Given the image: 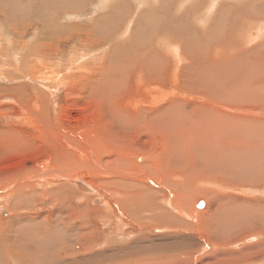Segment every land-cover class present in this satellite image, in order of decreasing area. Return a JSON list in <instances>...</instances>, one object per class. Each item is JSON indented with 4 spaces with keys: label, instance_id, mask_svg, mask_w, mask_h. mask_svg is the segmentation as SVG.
Masks as SVG:
<instances>
[{
    "label": "rangeland",
    "instance_id": "obj_1",
    "mask_svg": "<svg viewBox=\"0 0 264 264\" xmlns=\"http://www.w3.org/2000/svg\"><path fill=\"white\" fill-rule=\"evenodd\" d=\"M55 27L62 29L56 30ZM192 36H196V39H192ZM190 41L194 43V48H191L193 43L191 44ZM198 42L204 46L202 49H204L203 52L206 56L200 49L201 45L196 47ZM208 42L209 44H207ZM259 47L264 50V0H0V144L4 149L10 147L8 144H12L15 139L14 144L16 146L13 144L11 148L19 146L21 148H16L17 152L12 149L9 154L1 156L0 183L6 179L9 180L5 182L14 183L22 178L24 180L19 182L17 187L20 184H26V182L37 183L36 177L29 176L30 168L36 163L43 164L48 161L54 165L55 159L60 160V164L56 163L55 165H60L63 170L68 169V171L65 172L60 168L58 171L61 176H64L51 180L48 184L53 185V187H49L43 193H49V190L52 191L54 188L57 190L56 187L63 186L64 192L66 191L65 194L70 195V204L74 206L72 208L78 210L77 214L81 212V215L84 214L83 216L88 219L84 226H88V223L91 224L90 227H86V233L87 237L92 239L90 246L95 251L94 255L96 254L93 255V259L101 261L94 263L92 261L91 264H132L136 260L140 264L148 261L172 262L176 250L167 248L160 251V246L158 248L156 246L161 237L169 238V236L163 230L158 231L147 224L140 227L138 223L139 221L145 222V217L155 213L145 215L146 212L143 211L142 215L145 216H136V208L142 207L141 202L148 194L147 189L157 185L161 188L164 187L161 184V176H158L161 180L154 178L148 180V178L151 179V176L145 175L147 174L145 171L139 170L145 156H148L152 151H161L163 141L160 140V130L157 129V132L153 133L149 132L152 127L138 129L135 125L139 126L146 123L151 119L148 116L153 113L156 114L155 111L163 109L170 102L171 104H178L180 108L192 109L193 113L200 110L199 107L210 110L212 106L208 100H213V98L219 100L221 97L216 94L212 96L213 92H208V95L207 91L206 95L203 93L205 90L196 91L189 87L186 80L194 75L192 74V67L198 68V71L202 68L203 71H208L209 77L212 78V84L218 82L214 85L217 91L220 89L217 80L219 73H221L220 70H227L228 67L234 69L235 66H238L232 61L229 62L228 57L231 58L236 54L239 61L241 57L244 59L245 65L243 63L241 65L255 67L254 60L264 59L262 58L264 52L259 50ZM233 48L237 52H234L235 49L233 50ZM245 48L251 49L252 52L239 54V51L242 53ZM166 51H168L167 54ZM251 54H254V59ZM205 76L207 77V74ZM201 82L208 84L211 81L201 79ZM162 91L167 96L163 97L161 103L154 106V102L157 101L156 98L160 97L159 92ZM197 96L199 97L197 100L193 99ZM209 96L210 98H208ZM158 106L159 108H157ZM225 106L236 108V114L241 117L251 118L254 116L253 118L260 119L264 117L262 114L264 113V102L243 105L225 104ZM227 108L221 107L220 109L229 112ZM258 113L261 114L256 115ZM115 114L118 119L120 118L119 120L124 121L126 118L128 122L118 123L112 118V115L115 117ZM154 114L153 117H155ZM160 129L163 130V126ZM4 131L6 132L4 133ZM7 138L11 140H5ZM67 150L69 151L66 152ZM252 151V148L245 150L246 156L244 155V157L249 159L250 164H257L259 167L257 159L253 155H249ZM84 153L85 155H83ZM184 156L181 159L183 162H188H186V166L193 168L192 170L198 169L192 167L194 166L192 160L201 161L198 154L191 158ZM127 161L129 163H125ZM44 165H39V167ZM105 170L107 173H104ZM237 171L240 172V168ZM253 172L254 177L259 175L258 182L261 178L264 179V167L253 169ZM72 173H74L72 176L66 178ZM108 173L109 176H106ZM149 173L156 174V171ZM27 175L30 177L29 179H27ZM113 176L117 177L114 178ZM240 179L243 185L240 189L237 188L238 190L235 192L238 200L245 197L242 188L257 190L255 194L249 193L251 201L264 199V182L251 185L243 181L244 177ZM233 180L237 182L235 184L240 183L238 178ZM112 181L117 184L114 183L107 187L110 183L112 184ZM200 184H195L196 187L194 188H204L207 184L206 179L202 180ZM14 186L16 187V184ZM117 187L120 188L117 189ZM209 187L212 188L210 185ZM209 187L206 186L207 189ZM138 189L143 195L142 199L132 201L130 196L135 194ZM126 190L129 192L126 193ZM216 190L221 199L223 195L225 197L226 195L235 196L232 195L234 194L232 190H229L230 194L228 191L226 193L223 188ZM39 191L42 192L41 187ZM143 191L147 192L146 196H144L145 192L143 193ZM166 191L170 197L168 199L173 203L171 197L177 196L175 194L173 196V190ZM223 191L226 194L222 193ZM24 192L28 194V191ZM8 193H10L9 189L0 191L1 223L8 222L11 217L9 208L12 206L10 203L14 204L15 197L8 196L7 198ZM190 193L189 191L190 196L187 201L189 204H193L194 208L191 207V210L199 211V214L195 212L196 214H206L213 209L216 195L211 193L206 197L198 193H193V195ZM161 195L164 196L162 193ZM90 198L93 199L90 200ZM117 198L120 201H117ZM206 198L212 202L209 203ZM157 199V203L164 206L165 209L167 203L171 204L166 202L168 199L164 202L160 198ZM37 202L43 203L41 200ZM227 202L222 200L224 210L226 206L231 204ZM84 204L87 206L85 207ZM229 207L228 212H222L225 218L227 213L232 211L227 216L229 225L228 228H222L220 235L224 237L228 231L236 233L228 241L225 250L233 251L237 255L242 254L240 259H237L236 264H264V250L260 254L261 243L256 236L258 230L249 228V222L255 221L257 214L264 213L258 212V206L253 203H251V210L246 214L238 211L232 204ZM127 208H130L132 212ZM87 209L90 211H85ZM165 209H162L161 212L163 213ZM168 211L173 213L171 209ZM128 214L133 216L135 220L134 229H140L141 233L133 230L126 236L118 237L116 234H119L122 229L117 225L121 224V220L129 221ZM19 215L28 217L13 219L14 226H8L7 230L10 231V235H13L10 242L12 243L13 240L15 242L14 245L17 247L15 253H23V257L26 255L29 258L12 259L6 250H0V264H53L43 256L45 250H40L41 248L50 247L51 249L55 245L58 247L64 241L63 247L66 245L74 247L71 243L73 236L64 234L60 229L57 232L58 228H61L62 219L56 212L53 214L49 206L45 209H37L31 213ZM56 215L58 216L55 217ZM236 217H241L239 218L240 221ZM196 218L194 221L198 222ZM232 218L239 221L236 222V226H233ZM56 220L58 221L56 222ZM77 220L75 224L78 223ZM59 222L60 224H58ZM30 223L31 225H29ZM40 224L42 227L39 226ZM75 224L71 223V226L73 227ZM229 226L231 227L229 228ZM237 226H242L245 229L239 232L241 228L238 229ZM90 229H93L94 232H91ZM50 231L53 233V237L55 234L58 235H55V239L59 237L60 240L59 238L54 240L51 233L47 236ZM259 232L264 234V227L260 228ZM29 236L33 238L30 240L31 237ZM41 236L43 243L39 239ZM249 238L252 240L248 242ZM2 239L3 236L0 237V241ZM34 239H37L38 250L32 246V243H35ZM48 239L49 241H47ZM52 239L54 244L51 242ZM47 242L52 243V246ZM38 244L39 246L42 245L39 247ZM76 247L74 252L76 256H79L82 254L83 248L78 249ZM203 249L201 248L203 252L193 255L196 261H200L202 256H206L209 249ZM30 250L36 251L30 252ZM52 250L46 251L49 252L48 254L56 253ZM29 252L32 254L37 252L34 254L38 258L34 257L33 254L35 259L33 260ZM97 253H102V258L100 256L98 258ZM110 254L111 256H109ZM246 255L253 259L241 261L244 260L243 257L246 258ZM187 256L181 255L180 258ZM219 256L216 259H220ZM221 256L224 257L225 255L222 254ZM43 259L47 260L46 263ZM55 262L57 263V261ZM195 264L199 263L195 262Z\"/></svg>",
    "mask_w": 264,
    "mask_h": 264
},
{
    "label": "bare ground",
    "instance_id": "obj_2",
    "mask_svg": "<svg viewBox=\"0 0 264 264\" xmlns=\"http://www.w3.org/2000/svg\"><path fill=\"white\" fill-rule=\"evenodd\" d=\"M110 1H113V0H110ZM54 25H56V24H54ZM58 28L60 30L62 29L61 27H55L56 30ZM212 35H214V34H212ZM216 35H218V34H216ZM193 38L196 39V36L195 37L192 36V39ZM192 43L193 42H191V44ZM198 43H197L196 47H198V45L199 46L201 45V43H199V44ZM207 44H209V42ZM192 45H193V47L191 46V48H194V43ZM202 46L203 45H201L200 49H201L203 55L206 56L205 53L203 52L204 49H202ZM165 48H166V46H165ZM174 49H176V48H174ZM228 49H229V47H228ZM234 49L235 48H233V50ZM259 50H262L264 52V50L261 48ZM259 50H258V52H259ZM167 52L168 51H166V54H167ZM191 52H193V51H191ZM234 52H237L236 49ZM248 52H252V50L249 48H245L244 51H242V53H240V51H239V54L248 53ZM174 54H176V53H174ZM245 55H247V54H245ZM170 56H172V55H170ZM176 56H177V54H176ZM187 56H189V55H187ZM209 56H211V55H209ZM236 56L237 55L235 54L231 58L228 57L227 60H229V62L232 61V62L238 64V66H235L234 69H229V67H228L227 70H223V69L220 70L221 73H219V79H217L219 81L218 86H220V89H218L217 91H216L217 88L215 89L214 85L217 84L218 82L216 81L214 83V85L212 84V78L209 77L208 71H207L208 73L203 71L202 70L203 68L201 69L202 71L201 70L198 71L197 70L198 68L194 69L192 67V69H193L192 74H194V75L190 79L186 80L189 87L191 89L193 88V90H196V91L205 90V92H203L204 94H206V91H207V94H208V92H213L212 96H213V94H216L217 96L221 97L219 100H217L216 98H213V100H208V101H210L209 104L212 106V108L210 110H206L205 108L199 107L200 110L195 111L193 113L192 109H187V107L186 108H180L178 104L177 105L174 103L171 104V102L169 101L170 103L167 104L166 106H164L163 109L160 107L161 109L155 111L156 114L153 113L155 117H153V114H152V115L148 116L151 119H149L147 117L149 119V121H146V123L139 125V126L135 125L136 128H138V129H140L142 127H148V129H149L150 127H152V129H149V132H153V133L154 132L156 133L157 129L160 130V135H161L160 140L163 141V143L160 142L163 144L161 151H159V152L154 151L155 153L152 151L153 153L151 152L150 153L151 155L149 154L148 156H145L144 160L142 161V165L139 168L140 171H143V172L145 171L147 173L145 175L151 176V179L148 178V180H152V178L161 180L158 177V176H161V178H162L161 184H163L164 187H162L163 188L162 189L161 187H159L157 185L156 187L153 186L154 188L147 189V192H148L147 196H146L147 192L143 191V193L145 192L144 196H146V198L145 197L144 198L145 199L148 198L149 200H147V201L145 199L142 200V202H141L142 207L136 208L137 209L136 216H145L146 214H152V212H153V214L155 213L157 215L154 214L152 216H147L144 218L146 220L145 222L139 221L138 223L140 224V227L143 224L144 225L147 224V225L152 226L154 229H156L158 231L163 230V232H165L169 236V238L168 237H161L159 239L160 242L158 244H156V246H157V248L160 246L159 247L160 251L166 250L167 248H173V250H176L175 256H177L178 258H180L181 255H186V256L188 255L187 257L180 258V259H178L177 257L174 256V258L172 257L173 258L172 262L148 261V262H144V264H195V262H198L199 264H236L238 262L237 259H240L239 257L242 256V254L237 255L233 251L225 250V247L227 246L228 241L231 240V237L236 232L228 231L226 234H224V237H223V235H220L223 227L228 228L229 218L227 216L232 211L227 213L228 215L225 217V218H228L227 220H225V218L223 217V213L228 212V209H230L229 206L232 204L233 206H235L238 209V211H241L242 213L246 214L248 211L251 210V203L258 206V210H257L258 212L264 213V199H254L251 201V195H249V193L255 194V192H257V190H252V189L247 190L245 188H242L243 192L245 194V197L241 200H238L236 195H235V192L238 190L237 188L240 189V187L243 185L241 183V179H240L242 177H244L243 181H246V183H250L251 185L264 182V179L262 180V178L258 182L259 175L257 177H254V172H253V169L264 167V117H263V119L253 118L254 116L251 118L241 117V116H238L236 114L237 113L236 108H227L225 106V104L243 105V104H261V102H264V59L263 60H254L255 67H251V66L248 67L247 65L246 66L241 65L244 62L243 57H241L240 61H239V59L236 58ZM251 56L253 57V59L255 58L254 54H251ZM190 57H193V56H190ZM256 58L260 59L258 57H256ZM262 58H264V57H262ZM180 59H181V57H180ZM180 59H178V60H180ZM192 59H194V58H192ZM201 59H204V58H201ZM136 61H138V60H136ZM243 64L245 65V63H243ZM250 64H253V62H250ZM183 67H182V69H183ZM257 67H259V68H257ZM247 69H249V70H247ZM162 71H164V70H162ZM154 74H156V73H154ZM206 74H207V77L206 76L204 77V75H206ZM213 75H211V76H213ZM198 78H200V79H198ZM201 79H209L211 82L208 84H203L201 82ZM158 90L160 91L161 89H158ZM183 90H185V89H183ZM180 92H181V90H180ZM195 94H194V96H196ZM158 95L160 97L156 98L157 101L154 102V104H153L154 106L161 103L162 100L167 96L165 94V92H163V91L159 92ZM198 98L199 97L197 96V98H193V99L197 100ZM208 98H210V96ZM175 101L177 102V100H175ZM149 102H151V101L149 100ZM156 102H158V103L155 104ZM180 104H181V102H180ZM202 105L204 106V104H202ZM146 107H144V108H146ZM221 107L227 108L229 112H225L224 110H221L220 109ZM157 108H159V106ZM259 114H261V113H258L256 115H259ZM262 114H264V113H262ZM112 118L120 124L128 122V120L126 118L124 121L119 120L120 118L118 119L116 114H115V117L112 115ZM254 119H258V120H254ZM161 126H163V130L160 129ZM5 132L6 131H4V133ZM4 133H3V135H4ZM4 137H5V135H4ZM4 137L2 136L3 139H4ZM12 139H13V137H12ZM5 140L9 141L11 139L7 138ZM14 142H15V139H14ZM14 142H12V144L11 143L8 144V146H10V147L4 148V149L2 148V146L0 144V158H1V156H5V155L9 154L12 149H15L14 150L15 152L18 151V150H16V148L18 149V148H20V146L16 147V148L14 146H12L14 148H11V145H13ZM17 144L19 145V143H17ZM14 145L16 146V144H14ZM5 146H7V145H5ZM21 147H22V145H21ZM251 148L253 149L254 152L252 151L251 153H249V155H253L254 158L257 159V161L259 163V167L257 166V164L256 165L250 164L249 159H247V157H244V155H245L244 151L247 149L251 150ZM68 151L69 150H67L66 152H68ZM76 154H77V151H76ZM79 154H80V152H79ZM195 154H198L201 161H199V160L197 161V159H195V160L191 159L194 163V166H192V167L198 168L196 170H192L193 168L191 169V167L189 168L188 166L185 165L187 161L183 162L182 159L185 157L184 155H186L188 158H191L192 156L194 157ZM83 155H85V153ZM54 159H55V157H54ZM250 159H251V156H250ZM58 160H59V158H58ZM53 162L60 164L59 163L60 160L57 161L55 159ZM255 162H256V160H255ZM125 163H129V161H127ZM43 164H45L43 167H39V165H43ZM43 164L36 163L29 170L31 172H30V175L29 174L28 175L36 177L37 183L36 182L35 183L34 182L29 183L28 182L27 183L25 181L26 184H20L17 187V184L19 182H22V180H24V178H22V177H21L22 179H19L18 182H14L13 179H12V181L14 183H12L11 181L5 182V181L9 180V179L5 178L6 180L3 181V183H0L1 184L0 185V191H2V190L6 191V189L10 190V193H8L6 195L7 198H8V196H14L15 197L14 204L10 203V204H12V206H10V208H9V210H10L9 214L11 216L10 220H8V222H6V221H4L3 223L0 222L1 226H3V227L0 226V237L3 236V239L0 241V250H6L9 253V257H12V259L29 258L26 255H25V257H23V253H15V249L17 247L14 245V243H15L14 240L12 241V243L10 242V240L13 238V235H10V231L7 229L9 227L14 226L15 223L13 222V219L16 220V219H22V218L28 217V216H20L19 214H21V213L28 214V213H31L32 211L37 210V209H45V208H47V206H49L51 211L53 212V214L56 212L62 219V222L60 225L61 228H58L57 232H59V229H60L64 234L69 235L70 237L73 236L74 238L71 239V243L73 244L74 247L69 246V245L65 246L68 248L63 247L62 244L65 245V243H64L65 241H64V242H61L60 243L61 245H59L58 247H55L56 246L55 245L53 248V246H52V243L54 244L53 241L59 237H56V239H55L54 237L56 234L53 237V233L50 231V232H48L47 236L49 235V233H51L54 240L52 239V241H51L52 243L47 242L48 244H51L50 245V246H52L51 249H50V247L49 248L45 247V248H41V249L39 248L40 250H45V252L43 253L44 254L43 256H45V258L48 259L49 261H51L53 264H91L92 261H93V263L96 262L97 260L93 259V255H94L95 251H93L92 247L90 246L92 239H90V237H87V233H86L87 232L86 227H88V226L90 227L91 224L88 223L89 224L88 226H84L86 224V221L88 220L86 217L83 216L84 212L82 213L83 215H81V212H80V214L78 212L79 215L76 213L78 210L76 211V209L72 208L74 206H71V204H70V200H69L70 195L68 196V194H65L66 191L64 192V190L62 188L63 186L56 187L57 190H55V188L52 191L49 190V193H45V194L43 193L46 189L48 190L49 187H53V185L48 184L51 180L56 179L57 177L62 178V176H64V175L61 176V173H59V171H58L60 168H61L60 170H63V168L60 165H58V166L55 165L54 163H53L54 165H52V162L50 163L48 161L44 162ZM92 164H94V163H92ZM96 164H98V163H96ZM131 166H132V164H131ZM133 166H135V165H133ZM238 168H240V172L237 171ZM70 169H73V168H70ZM64 170H65V172L68 171V169H64ZM121 171H123V170L121 169ZM155 171H156V174L152 173L153 174L152 175L151 173H149V172H155ZM124 172L126 173L127 171H124ZM104 173H107L106 170ZM109 173H111V172H109ZM109 173H108V175L106 174V176H109ZM114 173H113V175H114ZM73 174L74 173H72L71 175H67L66 178L72 176ZM28 175H27V177H28ZM110 175H112V174H110ZM126 176H128V175L126 174ZM201 176H203V177H201ZM113 177L115 178L117 176H113ZM128 177H130V176H128ZM29 178L30 177H28L27 179H29ZM236 178H238L240 180L239 184H235L237 182H235L233 179H236ZM204 179H206V181H207L206 186L209 187V185H210V186H212V188L209 187V189H207L206 186L204 188L203 187L194 188V187H196L195 184H197V183L200 184V182ZM116 180H119V179H116ZM42 182H44V183H42ZM55 182H57V181H55ZM107 182H110V181H107ZM123 182H124V180H123ZM114 183H116V182L112 181V184L110 183V185H108L107 187L113 185ZM15 184H16L17 188L14 186ZM114 186H116V185H114ZM40 187L42 189V192L39 191ZM102 187L104 188L105 185ZM118 188H120V187H117V189ZM143 188H144V190H146L145 187H143ZM218 188H221V189L223 188V190H225L226 193L228 191V194H230L229 190H232L234 192V194H232V195H235V196L226 195V197H225L222 194L223 195L222 197L224 199L223 198L221 199L220 195H218L219 192H217V190H216ZM166 190H168L169 192L171 190H173V192H172L173 196H174V194L177 196V197H173V198L171 197V199H173L172 200L173 203H171V201L168 199L170 197H168ZM24 191H28V194H26L27 192L25 193ZM189 191L192 193V195H193V193H198V194H201L202 196L205 195L206 197H208V194H211V193H212V195L213 194L216 195L215 196L216 198H214L215 201L213 204V209L212 210L210 209L211 210L210 212L206 211L207 212L206 214H200V215H198L199 211H197L195 209L191 210L190 208L193 207V204H189V201H187V198H189V196H190ZM62 192H64V193H62ZM128 192L126 190V193H128ZM216 192H217V194H216ZM161 193L164 196H162ZM222 193H225V192L223 191ZM240 193H242V192H240ZM63 194H65V195H63ZM237 195H238V193H237ZM263 195H264V192H263ZM142 196H143L142 193L138 189L137 191H135V194L131 195L130 197H132V201H140L142 199ZM157 198H160L161 200H163V202L168 199L166 202H170L171 204L167 203L166 209H165L164 206H161L160 204L157 203L158 202ZM92 199L90 198V200H92ZM153 199H154V202H153ZM207 199L208 198H206V200ZM38 200L43 201V203H38L37 202ZM222 200H223V202L228 201L231 203V204H229L227 202L229 205L226 206L225 210H224V206L222 204ZM114 201L116 202V200H114ZM117 201H120V200H118V198H117ZM143 201H145V202H143ZM208 202L211 203L212 201H210L208 199ZM17 203H19V204H17ZM26 203H28V205H26ZM86 203H88V202H86ZM227 203H225V204H227ZM119 204H120V202H119ZM84 206L86 207L87 205L84 204ZM81 207H82V205H81ZM81 207H80V209H81ZM6 208H8V207H6ZM161 208L165 209L163 211V213L161 212V210H162ZM169 208L171 210H173V213L168 211V210H170ZM207 208H208V206H207ZM209 208H210V206H209ZM58 209H59V211H57ZM127 209L131 210L130 208H127ZM4 210H5V208H4ZM83 210L84 209L82 208V211ZM134 210H133V212L136 211V210L135 211ZM85 211L89 212L90 209L89 210L87 209ZM143 211L146 212L145 215H142ZM131 212H132V210H131ZM195 212L198 214H196ZM42 214H45V213H42ZM129 214H131V213H129ZM164 214H166V215H164ZM58 215H56L55 217H57ZM221 216H222V218H220ZM195 217H197L196 220L198 219V222L194 221ZM231 217H232V215H231ZM244 217H245V215H244ZM236 218H238V217H236ZM239 218H241V217H239ZM76 219H78L77 224H75ZM232 219H233V221L232 220L231 221H232L233 226H236V222L240 221V219H239V221H237L235 218H232ZM57 221L58 220H56V222ZM134 221L135 220H134L133 216H130V215H129V221L124 222L121 220V224H119L117 226H120L122 231L116 235L118 237L126 236V234L133 232V230L141 233L140 229L139 230L134 229ZM52 222L54 223V221H52ZM71 223H74L75 226L72 227ZM249 223H250L249 228H251L253 230H258V233L256 236H257V238H259V241H260L259 243H261L260 254H262V252L264 250V234L259 232V229L264 227V214H257V219L255 221H250ZM58 224H60V222ZM78 224H79V226H78ZM29 225H31V223ZM41 225L42 224H40L39 226L42 227ZM92 226L94 227V225H92ZM4 227H6V228H4ZM230 227L231 226H229V228ZM237 227H238V229H239V227L241 228L239 230V232H241L242 230L245 229L242 226H237ZM161 228H163V229H161ZM55 229H57V228L55 227ZM55 229H54V231H55V233H57ZM24 230H26V229H24ZM34 230H35V228H34ZM117 230H118V228H117ZM92 231L94 232L93 229L91 230V232ZM28 233L30 234V232H28ZM28 233H27V235H28ZM63 233H61V234H63ZM56 236H58V235H56ZM29 237H31V236H29ZM33 237H34V234H33ZM33 237H31L29 239L31 240ZM45 237H46V235H45ZM65 238L67 239V237H65ZM39 239L41 242L42 236ZM39 239H38V241H39ZM43 239H44V235H43ZM49 239H51V238H49ZM49 239L47 241H49ZM36 240H35V243H32V242H29V243L30 244L32 243L33 244L32 246L37 248ZM59 240H60V238H59ZM251 240H252V238H249L248 242ZM26 243H28V242H26ZM41 243H43V242H41ZM43 245L46 246L45 244H43ZM76 245H78V246L76 247ZM232 245H233V243H232ZM38 246H39V244H38ZM7 247H9V248H7ZM61 247H63V248H61ZM75 247L78 249L83 248L82 254H80L79 256L78 255L76 256V254L74 252ZM240 247H242V246H240ZM52 248H53V250H52ZM201 248H202V250H204L203 248H206L209 250H208V252H206L207 254L204 252L206 254V256L205 257L202 256L203 257L202 260L196 261L194 259L193 255H196L198 253L203 252L201 250ZM48 249H49V252H50V250H52V251H56V253L52 254V252H51V254H48L49 252L46 251ZM181 249H183V251H181ZM36 250H38V248ZM36 250H33V251H36ZM224 250H225V252H224ZM33 251L30 250V252H33ZM30 254L32 255V258H33V254L32 253H30ZM35 254H34V257L36 256ZM97 254H98V258H99V256L102 258V256H101L102 253L101 254L97 253ZM222 254L225 255L226 257L221 256ZM109 256H111V254ZM218 256L220 257V259H216V258H218ZM243 258H244V260H241L243 262H245L248 259L249 260L253 259L249 255H246V258L245 257H243ZM33 260H35V259L33 258ZM45 261H47V260H44V262ZM55 261H57V263ZM97 262H101V261H97ZM133 263L134 264H140V263H138V260L134 261Z\"/></svg>",
    "mask_w": 264,
    "mask_h": 264
}]
</instances>
